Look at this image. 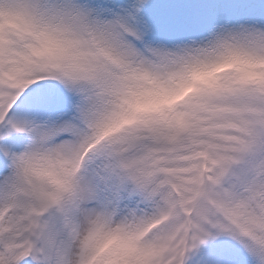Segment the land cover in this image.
Here are the masks:
<instances>
[{
  "label": "snow or ice",
  "instance_id": "obj_1",
  "mask_svg": "<svg viewBox=\"0 0 264 264\" xmlns=\"http://www.w3.org/2000/svg\"><path fill=\"white\" fill-rule=\"evenodd\" d=\"M0 264H264V0H0Z\"/></svg>",
  "mask_w": 264,
  "mask_h": 264
}]
</instances>
